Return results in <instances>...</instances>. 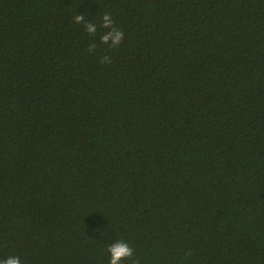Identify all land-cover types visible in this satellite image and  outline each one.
<instances>
[{"label": "trees", "instance_id": "16d2710c", "mask_svg": "<svg viewBox=\"0 0 264 264\" xmlns=\"http://www.w3.org/2000/svg\"><path fill=\"white\" fill-rule=\"evenodd\" d=\"M118 241L264 264V0H0V259Z\"/></svg>", "mask_w": 264, "mask_h": 264}, {"label": "clouds", "instance_id": "9594fccd", "mask_svg": "<svg viewBox=\"0 0 264 264\" xmlns=\"http://www.w3.org/2000/svg\"><path fill=\"white\" fill-rule=\"evenodd\" d=\"M81 17H77L80 19ZM104 20L106 21L105 27H108L112 24V20L109 19L107 15H105ZM89 31L93 32L95 29L93 27H89ZM122 32L119 30H114V32L103 34L101 36V40L107 42L111 37L112 45H117L122 38ZM107 60V58H106ZM108 252L110 254L109 264H121V261L133 255V249L125 242L118 241L111 244L108 248ZM0 264H21L20 258L18 256H9L6 259H0Z\"/></svg>", "mask_w": 264, "mask_h": 264}]
</instances>
